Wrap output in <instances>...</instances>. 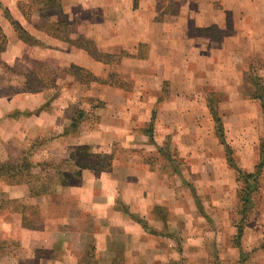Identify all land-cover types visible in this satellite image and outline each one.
Returning <instances> with one entry per match:
<instances>
[{
	"label": "crops",
	"instance_id": "1",
	"mask_svg": "<svg viewBox=\"0 0 264 264\" xmlns=\"http://www.w3.org/2000/svg\"><path fill=\"white\" fill-rule=\"evenodd\" d=\"M12 1L9 6L23 0ZM172 1L176 11L170 15ZM57 14L54 20L72 22L71 35L92 43L102 59L41 29H34L33 36L43 43L34 45L29 55L88 70L103 83H84L71 75L64 80L72 86H96V93L86 94L113 108L106 115L108 126L103 123L107 117L100 119L106 136L97 130L81 133L78 141L67 136L68 145H90L106 152L121 140L122 153L111 171H102L94 180L100 191L90 189L89 171H84L81 185L62 188L61 201H69V208L58 205L54 195L28 197L42 229L24 226L20 211L0 209V237L12 239L18 249L33 255L43 250L49 258L38 260L51 264H264L259 226L242 229L235 245L229 240L237 233L230 215L238 181L211 113L213 108L219 115L224 141L232 155L235 150L237 165L254 171L264 139V114L260 101L251 96L253 91L246 94L241 87L252 60L264 59V0H136L135 5L134 0H62ZM0 25L5 26L2 19ZM21 50L16 55L27 53ZM113 73L128 76L129 92L122 83L107 80ZM223 92L226 102L219 106V99L211 96ZM220 108L226 109L224 114ZM39 119L32 115L24 123H33L38 130ZM141 124L145 127L137 133ZM257 132L258 153L257 139L250 137ZM206 136H213L211 147L204 142ZM142 149L150 155L176 150L185 167L208 168L202 181L214 206L210 211L221 214L212 221L205 215L212 222V231L205 233L211 231L213 237L206 240L202 232H192L191 225L186 228V214L174 187L159 169L149 167ZM84 189L90 190L89 202L82 197ZM73 202L78 208H72ZM41 209L48 210L46 218ZM173 209L182 221L177 226L169 224ZM78 215L79 223L74 219ZM220 225L226 227L225 238H217ZM177 240L179 249L174 252L171 245ZM3 252L0 246V264H9L2 259Z\"/></svg>",
	"mask_w": 264,
	"mask_h": 264
},
{
	"label": "rangeland",
	"instance_id": "2",
	"mask_svg": "<svg viewBox=\"0 0 264 264\" xmlns=\"http://www.w3.org/2000/svg\"><path fill=\"white\" fill-rule=\"evenodd\" d=\"M13 3L12 0H0V19L4 21L5 26H1L2 31L6 35V44L2 51H0V162H6L14 159H17L25 150L31 149L32 147V155L31 158L34 162H52L56 164L59 169L64 168L63 160L66 159L69 148L67 136L73 137L74 141H78L81 133H92L95 130L99 131L100 134L106 136L108 132L104 131L102 128L100 129V119L103 117H107L106 115L112 114L113 108L106 107L105 105L96 98L91 97L86 94L87 92L96 93V86H72V83L69 81H65V75H56L54 78V85L51 87H42L40 86L42 83L38 81L40 78H44V81L48 82L46 75H40L41 72L36 71L32 63L33 61H37L32 57L31 49L34 45L39 44V42L43 43L41 40L36 39L33 36L34 29H40V26L43 22V16L46 17V14L42 16V14L36 13L33 9L28 7V3L25 1H20L23 4V13L18 6L19 2L16 5L9 6V2ZM173 2V1H172ZM171 4V3H170ZM168 7L169 14L172 15L175 9V3L173 2ZM49 14V13H48ZM52 20L58 18L57 10L51 12ZM15 22V26L12 25L11 21ZM60 29H63L60 27ZM59 32V31H57ZM63 34V31L59 32ZM73 33V32H72ZM25 34L27 36V40L22 39L21 35ZM72 36V35H70ZM69 37V36H68ZM72 38H75L72 36ZM18 42L22 43L19 44ZM22 49L27 53H20L16 55L19 50ZM21 50V52H22ZM28 50V51H25ZM16 55V57H14ZM40 61H50L49 63L52 66H60L57 60L54 59H45ZM252 67L245 71V83H243L242 91L244 93H251L254 90L253 78L255 76H261L264 83V59L263 58H254ZM34 70V71H33ZM29 79V83H27L26 77ZM109 82H120L126 88V91H130V81L128 76L119 75L118 74H110L107 79ZM63 84V85H61ZM94 85V84H93ZM31 86H36L35 88ZM67 90H64V88ZM208 87L202 88V95L206 96ZM213 94V93H211ZM210 97V94H208ZM111 97V96H110ZM211 98L218 101L219 106L224 105L227 98V93L223 92L222 94H214ZM101 102V103H100ZM126 107V106H125ZM222 108V107H221ZM220 112L224 114V110L221 109ZM84 110L85 114L80 119L78 128L69 134H65V128L69 127L71 123V117L74 116L76 111ZM129 110L128 107H126ZM39 115L41 119L40 127L38 130H34L32 128L33 123H24L28 117L35 115ZM2 120H4L2 122ZM103 123L105 126L108 122V117L106 119L103 118ZM9 121V123H6ZM5 122V123H4ZM118 122H122V120H118ZM5 124V125H4ZM142 125V124H141ZM144 125L135 129L137 133H140V130H143ZM260 127V126H259ZM8 131V134H2L1 131ZM260 130V128H259ZM214 136V135H213ZM212 136V137H213ZM212 137L206 136L204 138V142L212 146ZM251 139L258 138V132L256 135L250 136ZM76 138V139H75ZM105 138V137H104ZM261 138V137H260ZM259 140L257 139V144H255V150H259ZM241 142V141H240ZM121 140H116L113 146L111 144L110 148L104 151H98L95 146H90L91 152L95 154H101L98 157H89L86 158L87 163L99 162V166L97 168H79V177L77 179L73 178V183L71 186H79L83 183V174L84 171H89L90 174V183L88 185L90 189L93 191H100L96 185H94V180L97 179L98 175L102 171H111L113 169V161L117 158L121 153ZM138 150V149H136ZM144 150V149H142ZM233 150V158L237 164L238 157ZM144 152H147L144 150ZM138 153L141 154L139 150ZM167 153L169 155H167ZM126 155V153H125ZM127 156V155H126ZM81 161H78L79 163ZM145 162L149 165V167H153V169H159L163 176H166L171 187H174L173 190L178 196V202L180 207L184 210L185 215V226L191 225V231H199L202 232L206 240L213 237L212 230L210 225H212L210 221L205 218V215L211 218L217 219L221 217V214L218 212L210 211L214 206L211 204L212 201L209 198V195L205 193L206 184L202 181L204 175L208 173V168L204 166H194L185 167V162L183 159H180L176 150L171 151H161L155 153L154 155H150L149 151L146 153ZM43 167H40L37 172H43ZM182 177L179 178V177ZM185 176V177H184ZM186 176H188L186 178ZM87 183V182H86ZM237 193L241 186L240 182H237ZM64 186H54L53 192L50 195H54L55 200L58 201V205L64 208L71 207V203L61 201L62 198V188ZM97 187V188H94ZM87 193L83 194L82 197L85 198V202H89L91 199L90 190L84 189ZM0 191L5 192V200H16L21 205L28 204L30 205V198H28V189L25 184L20 185H8L6 182L0 180ZM199 192V194H197ZM236 193V199H232L231 204L233 203L234 207L232 210L231 220L232 223L236 226H241L243 229L245 227H252V225H257L260 227L261 232V240L264 244V167L261 171V175L259 177L258 189L251 194L252 202L250 208L246 210V215L244 217L240 214V202ZM47 195V194H46ZM69 200V199H68ZM9 202V207H13L18 205L17 202ZM236 201V202H235ZM18 205V206H20ZM46 203V208H47ZM72 208H78L73 202ZM45 206V204H43ZM193 208V209H191ZM11 209V208H10ZM200 215L196 214L197 210ZM30 211V210H28ZM208 211V213H207ZM41 217L46 218L48 216L47 209H41ZM59 213V212H56ZM84 215V214H83ZM170 226L179 225V216L175 209L170 211ZM76 222H80L81 215L76 218L74 217ZM221 227H217L219 232V237L217 238H225L227 233L226 227L224 225H220ZM211 230L209 233H205L206 231ZM215 229V228H213ZM236 229L234 228V234ZM173 231V230H172ZM174 232V231H173ZM187 233V232H186ZM189 235V234H187ZM190 236H193V233H190ZM180 237V235H179ZM231 244H234L239 241L235 238V235L230 237ZM0 246L4 248L3 257L8 261L9 264H51L49 260L40 261L38 257H46L49 258L46 253L40 254H32V251H23L18 249L16 243L10 239L5 240L0 237ZM173 247V251L179 249V242L177 240L176 245H171ZM248 252H244L246 254ZM44 254V255H43ZM252 253H250V256ZM36 256L37 258H34ZM56 257V254H54ZM94 254L92 258H94ZM247 257V255H246ZM175 261V259H173Z\"/></svg>",
	"mask_w": 264,
	"mask_h": 264
},
{
	"label": "trees",
	"instance_id": "3",
	"mask_svg": "<svg viewBox=\"0 0 264 264\" xmlns=\"http://www.w3.org/2000/svg\"><path fill=\"white\" fill-rule=\"evenodd\" d=\"M25 1V0H23ZM28 3V7L33 9L36 13L45 15L43 16V22L40 26V29L46 32L49 35L54 37H58L60 39H65L64 41H68L69 43L82 45L86 48L89 53L96 59H102L101 55L97 53L94 45L90 42H87L81 39V36H76L75 38H70L72 34V22L58 21L52 20L51 12L57 10L62 5V0H26ZM136 4V0H134V5ZM18 6L23 13V4L19 2ZM49 13V14H48ZM12 25L15 26V22L11 21ZM63 28V29H60ZM57 31H63V34H60ZM69 36V37H68ZM22 39L27 40V36L25 34L21 35ZM6 35L2 31L0 27V51H2L6 44ZM50 61H33V68L39 72L40 75H46L47 81H44V78H40L38 81L42 83L40 86L42 87H51L54 85V76L58 75H71L75 78V80L89 83V82H100L103 83L101 79L94 76L88 70L71 65L70 67L64 66H52L49 63ZM34 71V70H33ZM26 80L29 83V79L27 76ZM254 90L251 93V96L257 98L261 103V108L264 114V83L261 76H255L253 78ZM35 88L36 86H31ZM38 111L34 114L36 115ZM212 117L216 127V133L224 145L226 158L228 164L235 170L237 181L241 183V186L238 190L237 196L240 206V214L244 217L246 215V210L250 208L252 198L251 194L258 189L259 177L261 175V171L264 164V139L260 143V161L256 165L254 171L246 172L242 168H240L232 155V150L230 146L224 141V134L222 130V121L217 114V112L211 108ZM84 110H78L71 117V123L69 127L65 128V134H69V132L74 131L78 128L80 119L84 116ZM151 131V130H149ZM33 147V146H32ZM32 147L31 149L25 150L17 159L9 160L6 162H0V180L6 182L8 185H20L25 184L28 189V197H35L44 194H50L53 192V187L57 185L67 186L73 183V178L77 179L79 177V169L77 168H97L99 166V162L87 163L86 158L89 157H98L101 154H95L91 152V148L89 145H75L71 146L68 150L67 157L64 162V170L59 169L56 164L52 162L44 161V162H34L31 158L32 155ZM78 161H81L77 163ZM43 167V172L39 173L37 170ZM5 192L0 191V209L3 208H11L13 211H20L22 213V224L26 227L42 229V226L39 221L35 222V217L37 216V210L34 206L28 204H18L19 202L16 200H8L4 198ZM17 202L18 205L9 207V202ZM30 210V211H28ZM39 220V219H37ZM242 226L239 224L237 226V233L235 238L238 240L242 233ZM44 253L43 250L36 251V254Z\"/></svg>",
	"mask_w": 264,
	"mask_h": 264
}]
</instances>
